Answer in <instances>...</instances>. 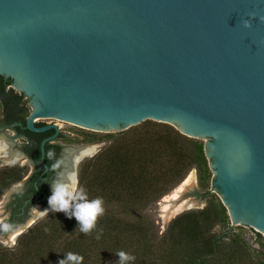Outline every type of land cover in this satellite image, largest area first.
<instances>
[{
  "label": "water",
  "instance_id": "1",
  "mask_svg": "<svg viewBox=\"0 0 264 264\" xmlns=\"http://www.w3.org/2000/svg\"><path fill=\"white\" fill-rule=\"evenodd\" d=\"M261 16L264 0H0V75L29 99L32 132L49 129L34 127L46 117L104 134L151 120L190 138L215 137L204 152L231 226L223 200L264 235ZM56 137L41 142V161ZM83 147L63 146L57 179L67 154ZM195 200L186 212L205 207ZM39 216L16 225L13 241Z\"/></svg>",
  "mask_w": 264,
  "mask_h": 264
},
{
  "label": "trees",
  "instance_id": "2",
  "mask_svg": "<svg viewBox=\"0 0 264 264\" xmlns=\"http://www.w3.org/2000/svg\"><path fill=\"white\" fill-rule=\"evenodd\" d=\"M12 84L11 78L0 75V112L15 117L19 106H29ZM52 134L44 133L28 146L39 171L40 142ZM62 139L73 145L106 143L78 171V185L88 199L103 198L104 214L88 234L79 230L74 217L49 214L21 234L14 247L0 245V264H58L68 252L82 256V264H119L118 251L135 257L127 264H264V253L251 247L237 232L240 228L230 226L226 208L210 191L212 172L202 140L151 120L114 134L83 130L80 137ZM48 149L58 153L60 148L47 143L45 152ZM44 163L49 166L52 160L45 158ZM28 170L17 164L1 167L0 198ZM192 170L205 207L176 216L159 234L146 210Z\"/></svg>",
  "mask_w": 264,
  "mask_h": 264
},
{
  "label": "flooded vegetation",
  "instance_id": "3",
  "mask_svg": "<svg viewBox=\"0 0 264 264\" xmlns=\"http://www.w3.org/2000/svg\"><path fill=\"white\" fill-rule=\"evenodd\" d=\"M19 94H22V93H19ZM24 99L27 100V106H28L29 101L25 95H24ZM19 108L20 109L16 111L15 117L10 116V115L7 116L6 112H4L3 110L0 112V146H2L0 148L1 152L3 151L4 148H6V150L3 151L4 154H7V153L8 154H15V153L22 154L23 156H20V158L17 161L24 162L25 165L29 169L26 176L19 182L21 183L19 184L21 186V189H20V192L15 194L16 200L14 199L15 205L17 208L14 211L13 215L11 216L9 223H13L16 220L23 222V220H25V218L28 216L27 211H29L30 207L33 205H36V204H40L42 206L48 205L47 201H48L49 196L51 195V189H50L51 183L57 180V177L61 173V170H62V165L59 159L60 153L64 145H67V146L70 145L68 143H64L62 141L63 140L62 137L74 138L73 136L67 137L65 135L60 134L57 128V124L51 121L50 122H37V123H40L41 125H36V122H34L35 128H42L46 126L49 127V129L44 132L38 133V132L30 131L26 126V121L28 118L29 110L25 109L23 105H21V107L19 106ZM51 132H53V134L57 133V137L53 141L49 142V144L58 146L60 148L58 153L57 151L55 152V157L54 159H52L51 165L56 163L57 161H59V164L55 168V170H48V165L44 163L45 157H43V160L41 161V152H40L39 165L42 166L43 170L39 171V167H38L36 160H34L30 156V152L27 149L31 141L36 142L38 140V137H40L42 134L51 133ZM50 136H46L45 138H48ZM43 140H41V142ZM70 163H72L71 160H68V165ZM43 165H45L47 169H45ZM77 167H75L76 174H77ZM18 211H20V213H18ZM255 233L257 234L258 237L262 235L257 232ZM258 242L261 244L260 246L261 248L257 250L262 251L264 253V242L262 243L260 238Z\"/></svg>",
  "mask_w": 264,
  "mask_h": 264
},
{
  "label": "rangeland",
  "instance_id": "4",
  "mask_svg": "<svg viewBox=\"0 0 264 264\" xmlns=\"http://www.w3.org/2000/svg\"><path fill=\"white\" fill-rule=\"evenodd\" d=\"M28 101H29V99H28ZM28 106H29V112H30L31 106H30V103L29 102H28ZM50 121L53 122V123H55V124H57V126H59V128H60V134L65 135L67 137H71V136H73L74 138H77L78 136L80 137V134H82V132L84 130L82 128H79V127H76V126L72 125L71 123H67V122H64L62 120H58L56 118H47V119H43V120H37V122H50ZM84 131L85 132H88V133L92 132V131H87V130H84ZM100 134H104V133H100ZM199 140H202L205 143L207 141H215L216 138L215 137H207V138H202V139H199ZM105 145H106V143H94V144H86V145H73V144H70L69 146H93V147H95V150H94V153H95L94 156H95ZM86 159H90V158L87 157ZM15 164L20 165V166H26L24 162H19V161H16V162H14V163H12L10 165H15ZM80 165H81V163L77 167L76 179H78V171H79ZM211 172H212V181H211V184H210V191L212 193H214L215 195H217L218 190H217L216 184H217L218 175H217V173H216L215 170H212ZM189 177L194 179V181L192 183L193 185L190 188L188 187V189L183 192L184 194L187 193V195L186 196H183L182 197L183 198L182 200H187V199H193V200L194 199H197V200L198 199H205L203 197V195H202V192L200 191V189L198 187L196 173H195L194 170H192L187 175V177L176 188H174L171 192H169L167 195H165L158 202H156L155 204L151 205L146 210L147 216L151 220L154 221V223H155V225H156V227H157V229L159 231V234H162L166 230V228H167V226L169 224V221L173 217H175L177 215L176 214L175 216H173L168 221H164L163 220V216H162L163 215V208H164V205L167 203L166 202L167 201V198H169L174 193V191H176L180 186H182V184L185 183L186 179H188ZM13 188H15L14 185L10 189H8L4 193V195L0 198V222L6 223V224H10L13 227V230L10 231V232H4V231L0 230V245H2L5 248H12V247L15 246V243L17 242V240H18V238L20 236L17 238V240L14 243L12 241H10L11 240L10 237L13 236L16 231H18L19 228L17 230H14L15 227H16V225H18L19 223H22V222L17 221V220L15 222H13V223H9L11 216L13 215L14 211L17 208L16 205H15L16 195L15 194L11 195L10 198L8 199V201L6 200L7 198L5 199V197L8 194H10V192H11V190ZM17 189H15V190H17ZM183 193H182V195H183ZM194 201L196 202V200H194ZM196 204H197V202H196ZM37 206L38 207H41L42 205L36 204V205L31 206L30 209H29V211H27L28 214L32 211V209H34V207H37ZM201 206H198V208L200 209ZM42 207H47V206H42ZM192 210H194V209H192ZM184 211L186 212V210H184ZM184 211H182V212H184ZM18 213H20V211H18ZM52 213H55V212L52 211L51 209H49L46 213H44L43 215H41L35 221V224L38 223L41 220H44L49 214H52ZM23 221H25V222L28 221V216ZM230 226H231V221H230ZM232 226L233 227L240 228L239 230H237V232H240V233H242L245 236V239L248 241V243L251 245V247H253L255 249L261 248L260 247L261 244L258 241H259V238H260V240L263 243L264 242V237H263L264 235H260V237H258L257 234L255 233V231H253L250 227L245 226L243 224H239V225L238 224L237 225L234 224ZM216 231L219 232L220 229H217ZM25 232H22V234L25 233Z\"/></svg>",
  "mask_w": 264,
  "mask_h": 264
},
{
  "label": "clouds",
  "instance_id": "5",
  "mask_svg": "<svg viewBox=\"0 0 264 264\" xmlns=\"http://www.w3.org/2000/svg\"><path fill=\"white\" fill-rule=\"evenodd\" d=\"M249 15L255 17L256 13H250ZM260 20L264 22V16H261ZM242 24L245 28L251 27L250 20H243ZM44 157L48 160L54 159V149H48L44 152ZM58 164L59 161L49 165L48 170H55ZM51 185L52 194L47 201L49 208L54 212H64L69 219L74 217L78 222L79 230L88 234L95 227L97 218L104 214L103 198L96 197L89 200L85 189L78 184L74 186L73 182L67 177L54 181ZM47 210H44L45 213ZM0 230L10 232L13 230V227L10 224L0 222ZM97 239H99V236H97ZM116 255L119 257V264H127L128 261L135 259L134 256L124 251H118ZM82 261V256L68 252L64 256V259L58 261V264H82Z\"/></svg>",
  "mask_w": 264,
  "mask_h": 264
},
{
  "label": "bare ground",
  "instance_id": "6",
  "mask_svg": "<svg viewBox=\"0 0 264 264\" xmlns=\"http://www.w3.org/2000/svg\"><path fill=\"white\" fill-rule=\"evenodd\" d=\"M43 119H47V118L45 117V118H42V119H39V120H43ZM1 147L2 146H0V148ZM4 150H6V148H4L3 151ZM94 150H95V147L88 146V147L79 148V150H72L69 154H67V159L64 160V164H65L64 171L59 176V178L57 180H60V179H63L65 177H67L68 179H70L73 182V185L75 186V184H77L76 173H75L76 160H78L83 155H88L89 153H91ZM3 151L1 152V149H0V161L1 160H7L8 161L10 159L18 160L20 158L19 154H17V153L16 154H8V153L4 154ZM72 152H74V153H72ZM78 153H80V156H78L79 155ZM68 160H71V162H72L69 165H68ZM193 181H194V179L189 177L188 179H186L185 183L182 184V186H180L176 191H174V193L169 198H167V201H166L167 203L164 205L163 215H162L164 221H168L169 219H171L176 214H179L182 211L186 210L187 208L196 205L197 201L195 202L194 201L195 199L194 200L193 199L182 200L183 199L182 197L187 195V193L184 194L183 192L185 190H187L188 187L190 188L193 185L192 184ZM15 189H17V190H15ZM20 189H21L20 185L15 186V188H13L11 190L10 194H8L5 197V199L7 198L6 200L8 201L10 196L20 192ZM50 189H51V194H52V185L50 186ZM182 193H183V195H182ZM223 201H224L226 207L228 208V210L230 212L231 220H232L233 224L251 223V222H249V221H247V220H245L243 218L237 219L235 210L230 208V204L228 203L227 200H223ZM46 208H49V205L47 207H45L44 209H42L41 207H38V206L34 207V209H32V211L30 213V218H28V221L26 223L27 226L29 224H31L36 217H38L39 215L40 216L43 215L45 213L44 210ZM21 231H22V229H21V227H19L18 231H16L14 233V235L10 237L11 238L10 241L13 242L15 236H17L19 233H21Z\"/></svg>",
  "mask_w": 264,
  "mask_h": 264
}]
</instances>
